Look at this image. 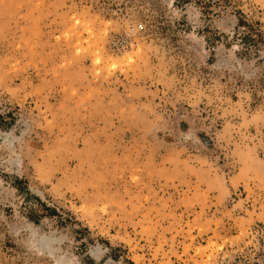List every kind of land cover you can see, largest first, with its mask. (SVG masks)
<instances>
[{"label":"rangeland","instance_id":"374dc122","mask_svg":"<svg viewBox=\"0 0 264 264\" xmlns=\"http://www.w3.org/2000/svg\"><path fill=\"white\" fill-rule=\"evenodd\" d=\"M0 264H264V0H0Z\"/></svg>","mask_w":264,"mask_h":264},{"label":"bare ground","instance_id":"6f19581e","mask_svg":"<svg viewBox=\"0 0 264 264\" xmlns=\"http://www.w3.org/2000/svg\"><path fill=\"white\" fill-rule=\"evenodd\" d=\"M49 241L51 242L52 240L50 239H47L46 237H42V238H40L39 239V242H38V240H37V242L38 243H40L42 246H44V248H45V246H47V245H49ZM40 248H42V247H40ZM62 261V260H61ZM63 261H65V260H63Z\"/></svg>","mask_w":264,"mask_h":264}]
</instances>
